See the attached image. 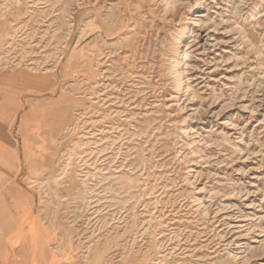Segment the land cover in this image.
<instances>
[{
    "label": "rangeland",
    "instance_id": "rangeland-1",
    "mask_svg": "<svg viewBox=\"0 0 264 264\" xmlns=\"http://www.w3.org/2000/svg\"><path fill=\"white\" fill-rule=\"evenodd\" d=\"M193 1L0 0V264H264V0Z\"/></svg>",
    "mask_w": 264,
    "mask_h": 264
},
{
    "label": "bare ground",
    "instance_id": "bare-ground-1",
    "mask_svg": "<svg viewBox=\"0 0 264 264\" xmlns=\"http://www.w3.org/2000/svg\"><path fill=\"white\" fill-rule=\"evenodd\" d=\"M201 5V1L199 0H196V1H193L191 3V6H190V9L192 12L196 11L197 8ZM188 32V29L186 26L182 27L178 33V38H177V43H176V47L175 49L173 50L172 52V57L173 59L175 60V68H176V74H180L181 75V69H183V48H182V44L180 43V38L184 37ZM172 61V60H171ZM178 77V75H177ZM181 77V76H180ZM177 92V91H176Z\"/></svg>",
    "mask_w": 264,
    "mask_h": 264
},
{
    "label": "crops",
    "instance_id": "crops-1",
    "mask_svg": "<svg viewBox=\"0 0 264 264\" xmlns=\"http://www.w3.org/2000/svg\"><path fill=\"white\" fill-rule=\"evenodd\" d=\"M27 214H25V215H23V217L18 221L19 222V226L22 228V227H26V225L27 226H29L28 228H29V230L31 231V225H30V222L27 220Z\"/></svg>",
    "mask_w": 264,
    "mask_h": 264
}]
</instances>
